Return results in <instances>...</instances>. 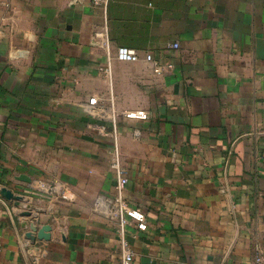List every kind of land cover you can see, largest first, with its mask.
Masks as SVG:
<instances>
[{
	"label": "crops",
	"instance_id": "crops-1",
	"mask_svg": "<svg viewBox=\"0 0 264 264\" xmlns=\"http://www.w3.org/2000/svg\"><path fill=\"white\" fill-rule=\"evenodd\" d=\"M120 46L141 59L117 60ZM147 53L172 70L155 75ZM92 96L112 104L124 196L146 216V230L128 229L132 264H254L264 0H0V187L22 196L0 194V264H121L114 226L96 210L116 180L111 122L90 126ZM131 109L147 118H126ZM30 224H50V239L33 241Z\"/></svg>",
	"mask_w": 264,
	"mask_h": 264
},
{
	"label": "built area",
	"instance_id": "built-area-1",
	"mask_svg": "<svg viewBox=\"0 0 264 264\" xmlns=\"http://www.w3.org/2000/svg\"><path fill=\"white\" fill-rule=\"evenodd\" d=\"M107 0H93L94 5H106ZM96 39L100 41L102 49L108 57L111 56V48L107 38L105 27H100L94 31ZM171 48H178V43L171 44ZM115 58L124 62H136L141 59L137 51L131 48L120 46L116 49ZM143 59L151 64L152 72L155 75L163 76L169 73L173 65L171 63H159L150 53L144 55ZM103 71L110 75V68L106 66ZM112 104L109 106L103 103L98 97L92 96L88 100L86 107L87 115L91 119L90 126L98 132L106 131V120L111 122V136L113 138V147L109 168L115 176V191L111 196L101 195L96 199V210L101 211L112 222L116 235L120 243V263L132 264L134 251L128 240V229L130 227L137 230H146L147 221L144 212L136 207L131 206L125 196L124 190L128 183L125 168L123 166L119 151L118 138L116 133L115 113L112 110ZM123 115L126 118L145 119L147 114L141 109L125 110ZM42 189H54V186L42 184ZM254 264H264V250H256L254 254Z\"/></svg>",
	"mask_w": 264,
	"mask_h": 264
},
{
	"label": "water",
	"instance_id": "water-1",
	"mask_svg": "<svg viewBox=\"0 0 264 264\" xmlns=\"http://www.w3.org/2000/svg\"><path fill=\"white\" fill-rule=\"evenodd\" d=\"M21 178L28 180V178H26V176H21ZM0 194L7 199L16 200L17 201L16 203H19L22 200V196L14 194V192L11 189H9L5 186L0 187ZM20 214L22 216L32 217L31 218L32 220L35 219L31 210L22 211V212H20ZM33 223H35V222H33ZM30 228H31L30 229L31 232H29V233L31 234L33 241H35V240H49L50 239V231L52 229L50 224H42L40 226L35 225V224H32V225L30 224Z\"/></svg>",
	"mask_w": 264,
	"mask_h": 264
}]
</instances>
